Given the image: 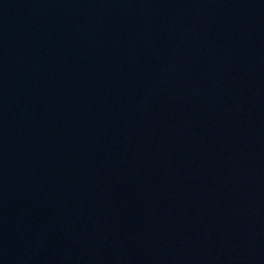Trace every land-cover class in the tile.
Instances as JSON below:
<instances>
[{
    "label": "water",
    "instance_id": "95a60500",
    "mask_svg": "<svg viewBox=\"0 0 264 264\" xmlns=\"http://www.w3.org/2000/svg\"><path fill=\"white\" fill-rule=\"evenodd\" d=\"M264 21V0H0V120L160 75Z\"/></svg>",
    "mask_w": 264,
    "mask_h": 264
}]
</instances>
